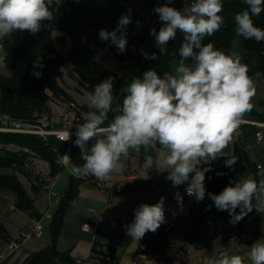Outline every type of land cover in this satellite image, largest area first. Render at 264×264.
Returning a JSON list of instances; mask_svg holds the SVG:
<instances>
[{
	"label": "clouds",
	"instance_id": "9594fccd",
	"mask_svg": "<svg viewBox=\"0 0 264 264\" xmlns=\"http://www.w3.org/2000/svg\"><path fill=\"white\" fill-rule=\"evenodd\" d=\"M51 3L52 0H0V38L17 31L38 33L42 22L54 19ZM172 3L173 0H167L153 10L162 27L158 32L151 29L150 35L155 37L156 46L163 54L166 51L163 46L175 40L178 32L182 33L179 63L163 75L149 69L142 78H133L124 88L119 114L106 125L108 114L113 111L114 78L110 76L96 84L86 98L89 111L83 116L84 122L76 125L74 144L80 149L83 163L72 164L69 171L75 177L94 176L103 180L122 169L121 157H126L130 150L137 154L143 150L145 170L163 168L169 173L166 179L174 187L187 183V195L195 196L199 202L206 195L205 174L211 170V163L228 157L225 166L232 168L237 162L224 149L253 107L256 87L238 53L225 54L211 42L202 43L224 24L220 15L222 0H194L184 10L169 6ZM244 3L247 9L234 16L235 31L245 39L262 42L264 29L257 27L252 17L264 11V0H244ZM130 23L131 17L122 15L114 30H99V39L110 42L123 54ZM142 54L146 59H156L155 53ZM34 67L43 68V65L37 61ZM41 74L33 73L37 78ZM71 136L69 129L62 132V143ZM89 141H94L90 147ZM153 152L158 155L154 157ZM62 159L71 162L67 154ZM201 164L209 167L201 168ZM208 196L218 210L229 212L231 223H238L253 210L264 215V179L241 177L219 194L208 193ZM176 199L182 205L183 198L178 192ZM163 223L165 211L161 197L156 204L137 207L133 222L125 227L127 235L139 241L146 233H155ZM205 264H264V239L250 246L247 257L225 251Z\"/></svg>",
	"mask_w": 264,
	"mask_h": 264
},
{
	"label": "trees",
	"instance_id": "16d2710c",
	"mask_svg": "<svg viewBox=\"0 0 264 264\" xmlns=\"http://www.w3.org/2000/svg\"><path fill=\"white\" fill-rule=\"evenodd\" d=\"M181 1L183 0H173L169 6L177 7ZM186 1L189 5L194 3V0ZM166 2L167 0H58L51 3L49 8L54 19L42 22L38 33L32 35L17 31L0 39L3 46L2 60L6 68V71H3L0 65V109L13 118L27 121H35L40 116L52 114L53 101L62 98L72 100L69 90L61 83L64 69L69 63L72 65L70 72L72 77L80 81L87 93L94 91V86L111 74L103 62L95 57L94 47H103L110 52L119 66L124 69L131 68L127 78L119 79L118 84H113L116 90L113 111L108 114L105 125L110 123L113 116L119 114L117 110L125 95L124 88L133 78H142L143 73L149 69H155L160 75L171 72L181 59L179 49L183 43V34L180 32L177 33L175 40L163 46L166 48L163 54L155 44L148 54L151 56L155 53L156 59H146L142 54V48L154 38L150 35V30L155 28L158 32L162 27L158 14L153 10ZM222 4L223 11L220 15L224 18V24L219 31L206 36L202 43L211 42L216 49L225 54L238 53L242 57V62L248 66L249 76L264 75V41L245 39L235 31V14L247 9L248 6L244 0H222ZM122 15H129L131 23L126 29L128 41L126 51L120 54L110 42L101 41L98 33L100 29L114 30ZM252 19L257 27L264 29V11ZM68 40L71 41V45L67 52L63 53L56 43L60 47H65ZM237 40L239 45L236 48ZM37 61L43 68L34 67ZM34 72L42 74L37 78L33 75ZM243 118L262 121L264 114L253 106ZM249 136L250 133L246 132L243 139L235 142L233 156L237 158V162L232 168L225 166L224 161L227 158L224 157L211 163V170L205 174L209 193L219 194L231 182L240 179V174L250 164L246 153ZM92 143L94 141H89L88 146L90 147ZM23 148H27L28 151H24ZM66 148L67 143H62L56 137H51L46 142L35 135L0 132V169H10L14 172L0 173V188L15 194L17 209L31 217H40L35 199L28 193L15 172L24 173L29 177L34 175L28 169L27 161L31 157H38L49 163L50 175L56 177L64 168L59 159ZM70 158V167L72 164L83 163L80 149L75 146L74 141L71 144ZM204 167L209 165L201 164V168ZM83 179L71 176L69 187L61 197L59 207L50 222L51 245L46 250L32 254L26 264H58L62 261L72 263L69 251L61 253L56 245L67 206L77 197L80 186L85 183L84 180L90 182V179L96 178L86 176ZM255 179L257 181L261 179L259 174H256ZM34 189L38 190V186L34 185ZM224 218L232 219L228 211L218 210L209 198L196 212L192 226L202 227L211 220ZM246 218L247 216L239 223ZM172 233L171 222L163 223L155 233H146L141 239V242H144L145 238H148L146 248L141 249L142 253L165 257L170 261L179 255H186L188 246L185 244L176 246ZM102 246L104 245L94 243L93 250L98 252ZM167 248L170 249L169 253H166ZM106 255L110 256L109 263L116 259L115 251L111 247L107 246Z\"/></svg>",
	"mask_w": 264,
	"mask_h": 264
},
{
	"label": "crops",
	"instance_id": "0c3cea01",
	"mask_svg": "<svg viewBox=\"0 0 264 264\" xmlns=\"http://www.w3.org/2000/svg\"><path fill=\"white\" fill-rule=\"evenodd\" d=\"M250 77L253 79L256 87V93L251 103L260 113L264 114V75L255 74ZM253 121L264 122V120L243 118V122L241 123L243 125L239 126L233 141L224 151L225 153L233 155L235 142L243 139L246 132L250 133L248 138L249 143L246 147V153L250 164L246 167L245 171L240 174V178L248 176L255 178L256 174H259L260 178L264 179V138L261 141L257 139L256 132L258 128L253 124ZM152 155L156 157L158 154L153 152ZM140 156L139 171L136 173L129 172L127 174V179L141 183L140 185L142 186L140 188L150 186L151 189L157 190L160 184L162 185L163 181L167 180L162 172L164 169L161 168L159 171L155 168L145 170L143 168V150ZM34 158L36 159L38 157ZM34 158L28 159L27 166L30 161V165L34 166ZM253 166L254 169L252 168ZM0 173L13 174L14 172L12 170L8 172L5 169H0ZM52 178L56 180L57 176ZM96 180L99 179L96 178ZM99 181L106 187L108 186L105 179ZM49 182H51V180L45 183L47 184ZM204 185L206 188V195L202 201L198 202L195 196H181L183 198L182 205L179 204L176 199L175 189L184 190L187 188L188 184L185 183L183 185L173 186V195L178 203V208L169 211L164 206V211L165 222L172 223V236L176 237V239L180 229L188 233V231L193 228L192 223L196 212L209 200V190L206 179ZM92 186L99 188L97 184L85 182L79 189V193L83 194L86 200L95 208L93 211L94 215L87 216V222L83 223V214L79 212V208L77 207L79 201L78 195V197L67 206L56 248L61 253L69 251V258L72 263L62 261L58 264H75L78 257L88 256L92 252L94 243L111 247L115 251L116 259L110 263L108 262V264H158L155 256L142 253L141 240H133L131 236L127 235L125 227L133 222L135 209L137 207L145 203L149 205L155 204L152 199L153 195H149L146 199L140 200L133 207V205H129V199L132 197L131 195L127 198H124L125 195H122V197H120L121 202L119 204H114L116 193L107 198L106 195L93 189ZM128 190L129 189H126L125 192ZM49 203L51 204V201ZM253 203H255V200ZM58 207L59 202L57 206L54 205L52 209H40L37 207L40 217H31L28 213L16 208V196L14 193L0 188V264H26L32 254L46 250L52 243L50 222ZM101 211L106 214V219L103 222H97V215ZM236 211L238 213L239 208ZM246 216L247 218L244 219L242 223H231V218L211 220L203 227H197L193 236L199 237V242L202 245H207L208 243L209 248L214 251V257H218L221 252L225 251L229 254H239L247 257L250 246L255 241L264 239V215L253 210ZM124 217L127 218L124 219ZM43 221L46 222V225H43ZM38 222H41L42 229L30 237L24 238L22 232H31ZM85 224L91 225L95 231L86 229ZM205 226L206 231H202ZM47 228L48 230H45ZM185 238V236L182 237L180 242H187ZM12 241L20 242L19 247L15 250L9 248V243ZM192 241L193 238L191 237L190 242ZM178 244H176V246ZM184 244L188 246L187 243H182L181 245ZM189 252L190 248L188 246L187 254L177 256L170 264H204L206 261V259H204L201 263H193L189 259L190 257H187ZM92 264L104 263L93 260Z\"/></svg>",
	"mask_w": 264,
	"mask_h": 264
},
{
	"label": "rangeland",
	"instance_id": "374dc122",
	"mask_svg": "<svg viewBox=\"0 0 264 264\" xmlns=\"http://www.w3.org/2000/svg\"><path fill=\"white\" fill-rule=\"evenodd\" d=\"M190 7V5L187 3L186 0L181 1L177 7L178 10H184L186 8ZM1 39V38H0ZM155 37L151 39V43L146 45L145 47L142 48V52L148 53L154 46H155ZM71 45V41L68 40L67 45L65 47H60L56 43V46L63 52L66 53L67 50L69 49ZM239 45L238 40L235 43V47L237 48ZM235 49V48H234ZM95 50V57H98V60L103 62L106 68H108L111 72L116 71L118 75H121L119 79H125L128 76V73L130 71V67L127 69L122 68L119 66L118 62L113 59V57L110 55V52L103 48V47H94ZM0 65L3 71H6V68L4 66L3 60L0 57ZM72 65L71 63L67 64L65 69H64V74L61 79V83L67 87V89L70 92L72 100H66L62 98L61 100L58 101H53L52 104V113L57 116L59 115L62 111L68 109L69 104L73 102L76 104L77 109L82 112V113H87L89 111L87 107V95L88 93L84 90L82 84L80 81L76 78H73L72 75L70 74L71 72ZM110 76V75H109ZM107 79V78H106ZM105 79V80H106ZM119 81V80H118ZM118 84V82L116 83ZM113 95L115 99L116 95V90L113 88ZM71 101V102H70ZM264 104V103H263ZM74 112V110H73ZM34 158V157H31ZM30 158V159H31ZM34 166L30 165L31 161L28 163L29 170L32 171L34 175H31L30 177L27 176L24 173L21 172H15L18 178L21 180L23 183L24 187L27 189L28 193L35 199V204L37 207L40 209H49L53 208L54 205L57 206L59 200L61 197L65 194L67 188L69 187V182L71 179L72 174L70 173L69 169L67 167H64L63 170L57 175V178L54 183V192L56 193L55 199L51 201V204L49 203V195L48 191L45 189V182L51 180L52 177L50 175V165L47 161L40 159V158H34ZM140 160L141 156L140 153L137 154L133 151H129V154L126 157H121V163L123 165L122 169L119 172H114L112 173L108 178L105 179V182L107 183V188L111 191L116 193V200L119 197H122V195H125L124 198H127L129 195L132 197L129 199V205H133V207L137 204L142 199H146L149 195H153V203H157L161 197L164 198V206L166 209L169 211L171 210H176L178 208V203L176 202V199L174 198V188L172 185V182L169 180L163 181V184H160V187H158L157 190L151 189V187H142L140 188V184L137 181H131L127 179V174L129 172L136 173L139 171V165H140ZM199 167H201L199 165ZM6 171L10 172V169H5ZM37 174V175H36ZM163 175L165 178L169 175L167 171L163 170ZM38 176V177H37ZM83 179V178H82ZM47 180V181H46ZM84 180V179H83ZM85 182L87 180H84ZM34 185L38 186V191L34 189ZM43 185V186H42ZM86 188V187H84ZM93 189L98 190L101 194L106 195L108 198V194L103 192L100 188L98 187H93ZM126 189H129L127 192H125ZM125 192V193H123ZM127 194V195H126ZM79 196V201L77 207L79 208V212L83 214V223L87 222L88 218L87 216H93L94 215V206L90 204L87 200L86 197H84L83 194L78 193ZM77 196V197H78ZM119 196V197H118ZM120 201L116 202L114 199V204H119L121 202V198H119ZM103 211V210H102ZM101 211V212H102ZM100 212V213H101ZM209 223V222H208ZM207 224V223H206ZM43 225H46V222L43 221ZM210 226V225H206ZM206 226L202 229V231H206ZM203 227V226H202ZM201 228V227H200ZM197 227L191 228L188 233L185 232V230L180 229L178 237H173V240L177 246H181L182 243H187L190 252L187 257H190L189 259L193 263L197 262H202L204 259H213L216 258L214 257V251L213 249L209 248V245H202L199 241V237L193 236V233ZM45 230H48L45 229ZM186 237L185 239L187 242H180L182 237ZM191 237L193 238V241L190 242ZM189 241V242H188ZM185 257V258H187ZM189 262V261H188ZM191 262V263H192Z\"/></svg>",
	"mask_w": 264,
	"mask_h": 264
},
{
	"label": "built area",
	"instance_id": "2783aa9c",
	"mask_svg": "<svg viewBox=\"0 0 264 264\" xmlns=\"http://www.w3.org/2000/svg\"><path fill=\"white\" fill-rule=\"evenodd\" d=\"M53 2H58V0H52V3ZM0 57L3 59V46L1 42H0ZM110 76L114 78L113 84H116L121 75H118L116 71H112ZM84 115L85 113L80 112L77 109L76 104H74L73 102L69 104L68 109L62 111L59 115L55 116L53 113L50 115L45 114L43 116L38 117L35 121H27V120L13 118L9 114L2 112V110L0 109V132L35 135L41 137L44 141L47 142L50 140L51 137H56L57 139L61 140L60 138L61 133L69 129V131L72 133V136L71 139H69L66 142L67 148L64 154H67L70 157L71 144L76 138L75 137L76 125L84 122L83 120ZM253 124L258 128L256 132L257 139L259 141L263 140L264 122L253 121ZM23 149L24 151H28L27 148H23ZM59 162L61 163L62 166L70 169V163L65 162L62 159V156L60 157ZM81 178L85 179L86 177H81ZM55 181H56L55 179H52L51 182L45 184V189L48 191L50 201H52L56 197V193L54 192L53 189ZM90 183L97 184L103 192L108 194V196L110 195L112 196L114 194L113 191L109 190L99 180L90 179ZM177 192L180 194V196H189L187 195L186 189L182 190L177 188L175 189V194ZM119 198H117L116 200V196H115L114 199L116 200V202H119L120 201ZM126 218L127 217H124V219ZM105 219H106V214L104 212H101L97 215V222H103ZM85 228L91 231H95V229L89 224H85ZM41 229H42V224L41 222H38L31 232H22V236L24 238H28L34 233H38ZM145 239L146 240L144 242H141L142 243L141 249L146 248V242L148 238L146 237ZM19 245H20L19 241H12L9 243V248L11 250H15L19 247ZM169 252L170 249L167 248L166 253ZM106 253H107V246H102L101 248L98 249V252L92 249V252L88 256L78 257L75 261V264H92L93 260H98L104 264H108L110 260V256H107ZM156 258L158 264H170L171 262L165 257H156Z\"/></svg>",
	"mask_w": 264,
	"mask_h": 264
},
{
	"label": "water",
	"instance_id": "95a60500",
	"mask_svg": "<svg viewBox=\"0 0 264 264\" xmlns=\"http://www.w3.org/2000/svg\"><path fill=\"white\" fill-rule=\"evenodd\" d=\"M252 168L254 169V166Z\"/></svg>",
	"mask_w": 264,
	"mask_h": 264
}]
</instances>
